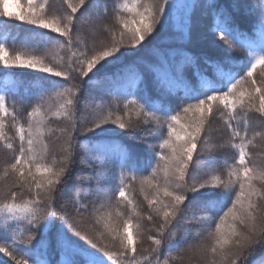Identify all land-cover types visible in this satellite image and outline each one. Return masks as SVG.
<instances>
[{
  "label": "snow or ice",
  "instance_id": "1",
  "mask_svg": "<svg viewBox=\"0 0 264 264\" xmlns=\"http://www.w3.org/2000/svg\"><path fill=\"white\" fill-rule=\"evenodd\" d=\"M63 4L0 0V25L48 30L49 43L0 42L5 74L46 82L23 114L8 102L18 85L0 87V264H264V152L250 151L264 139V0ZM85 83L99 95L84 98ZM116 129L146 130L130 139L147 174ZM78 153L88 171L69 193Z\"/></svg>",
  "mask_w": 264,
  "mask_h": 264
},
{
  "label": "trees",
  "instance_id": "2",
  "mask_svg": "<svg viewBox=\"0 0 264 264\" xmlns=\"http://www.w3.org/2000/svg\"><path fill=\"white\" fill-rule=\"evenodd\" d=\"M104 3H107L109 7H111V0H103ZM245 5H250L253 3L258 4L259 0H243ZM50 8L52 10L61 11L63 10L64 4L63 0H48ZM255 13L254 12H247L246 14H242L238 18V24L242 29H247L251 27L255 21ZM103 23H111V17L109 16L107 19L103 21ZM48 30H38L34 26H29L20 23H12L10 25H0V42H4L6 46L9 48L10 51L13 50H21L23 48H38L40 50H44L46 47L49 46L47 37L44 36L42 33L47 32ZM55 35V34H52ZM155 43V41H152ZM146 49L141 50L140 54H145ZM67 53L63 50L58 52L59 57L66 56ZM126 59H132L128 57ZM111 70V69H109ZM44 74H36L33 73L31 70H25L15 73V75L8 73L5 74L2 70V66H0V87H16L18 85L19 91L16 95H13L12 92L8 93V102L12 103L15 101L17 103L18 110L21 113H25L26 111L30 110V105L35 103V98L39 92L40 86L42 83H46L42 80ZM5 76L7 81L12 82L9 84H5ZM256 79L259 81L261 77L256 75ZM99 87H103L104 84L101 82ZM25 89H27V93H25ZM82 95L84 98H89L91 96L99 95V93L91 88L88 83L82 85ZM83 109V105L80 106ZM250 119L252 122V126L256 131H261L262 129L258 127L259 121L256 120L253 114H249ZM87 116H82L80 123H84L87 119ZM51 127L53 128V135L49 138V142L53 145V150L58 151L60 144L62 143V137L57 139L59 136V129L64 127L63 122L59 121H52ZM221 127L218 121H213V129ZM14 133L13 130H9L8 134L12 135ZM132 135L136 137H145L147 135L146 130H137L134 133L116 129L115 132L112 134V138L118 142H122L124 145L131 150L132 155L139 161V166L144 169V174H147V169L145 168V158L147 155V148L143 143H137L134 140L130 139ZM251 135V133H249ZM214 139H218L219 133L213 132ZM255 147L250 146V151L253 153L254 158L259 159L260 154L264 152V139L257 137L254 141ZM218 161L221 159L220 156L216 158ZM88 170L83 167L80 162V155L79 153L76 156V163L73 168L72 172V179L69 182V193H71L72 187L81 183L79 177H81L84 173ZM109 182L111 186H115L116 184V177L114 174H109ZM57 203H60V197L57 194ZM89 221L85 222V226L89 225ZM191 242L195 243L194 239H191ZM83 243V242H81ZM8 259V258H6ZM7 260H3L2 257L0 262H6Z\"/></svg>",
  "mask_w": 264,
  "mask_h": 264
},
{
  "label": "rangeland",
  "instance_id": "3",
  "mask_svg": "<svg viewBox=\"0 0 264 264\" xmlns=\"http://www.w3.org/2000/svg\"><path fill=\"white\" fill-rule=\"evenodd\" d=\"M12 10H16V9L13 8ZM1 257L3 260H8V259H6L7 257L3 256L2 254H0V259H1Z\"/></svg>",
  "mask_w": 264,
  "mask_h": 264
}]
</instances>
